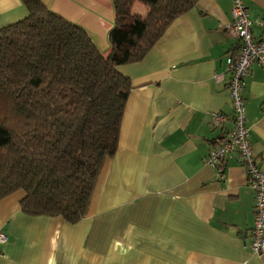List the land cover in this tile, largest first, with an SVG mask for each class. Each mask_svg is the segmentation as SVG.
Instances as JSON below:
<instances>
[{
	"label": "crops",
	"instance_id": "0c3cea01",
	"mask_svg": "<svg viewBox=\"0 0 264 264\" xmlns=\"http://www.w3.org/2000/svg\"><path fill=\"white\" fill-rule=\"evenodd\" d=\"M86 30L103 55L114 26L112 0H39ZM264 21V0H242ZM231 0H198L176 17L144 57L119 67L129 77L117 149L105 157L85 215L75 223L21 210L24 191L0 199V264H264L250 250L255 191L229 158L205 156L221 139L212 112H231L224 55ZM132 11L145 15L134 3ZM0 0V27L26 15ZM254 38L264 25H254ZM222 74L221 78H214ZM241 95L256 165L264 170V68L250 66Z\"/></svg>",
	"mask_w": 264,
	"mask_h": 264
},
{
	"label": "trees",
	"instance_id": "16d2710c",
	"mask_svg": "<svg viewBox=\"0 0 264 264\" xmlns=\"http://www.w3.org/2000/svg\"><path fill=\"white\" fill-rule=\"evenodd\" d=\"M197 1L112 0L103 55L84 28L22 0L26 15L0 27V199L21 189L26 214L69 223L85 215L131 90L119 67L141 60ZM136 2L145 15L133 13Z\"/></svg>",
	"mask_w": 264,
	"mask_h": 264
},
{
	"label": "built area",
	"instance_id": "2783aa9c",
	"mask_svg": "<svg viewBox=\"0 0 264 264\" xmlns=\"http://www.w3.org/2000/svg\"><path fill=\"white\" fill-rule=\"evenodd\" d=\"M231 20L225 26L228 37L236 42L235 53L224 55V72L228 73L227 88L231 100V112H212L210 123L220 128V141L209 150L205 162L211 167H222L229 158L235 160L246 172L247 185L255 191L253 204V226L250 236V250L255 254L264 252V170L255 163L250 148L249 128L245 124V104L241 95L244 79L253 63L264 68V37L254 38L252 28L264 21L250 17L242 0H231ZM215 74L214 78H221ZM7 236L0 232V244Z\"/></svg>",
	"mask_w": 264,
	"mask_h": 264
}]
</instances>
